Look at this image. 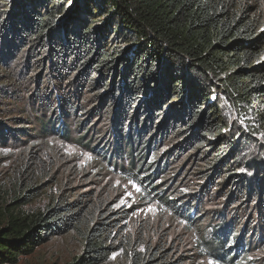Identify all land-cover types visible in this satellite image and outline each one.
<instances>
[{
  "label": "trees",
  "instance_id": "trees-1",
  "mask_svg": "<svg viewBox=\"0 0 264 264\" xmlns=\"http://www.w3.org/2000/svg\"><path fill=\"white\" fill-rule=\"evenodd\" d=\"M261 29L264 0H0V92L13 82L3 59L22 56V67L35 72V97L44 101V113L56 115H35L42 137L72 139L64 116L103 117L108 127L92 139L89 120L75 121L78 143L108 162L116 153L143 197L160 202L187 228L210 217L195 244L199 258L264 264L263 258H249L253 249L264 248ZM44 78L52 89L84 86L92 104L85 109L70 103L58 89L56 96L52 89L45 96ZM98 102L106 104L103 112ZM12 121L0 115V145L33 135L27 130L31 120ZM159 140L170 142L171 149L156 159ZM177 161L184 175L180 188L176 182L168 183L170 190L161 188L160 176ZM207 195L216 199L211 212L202 206ZM86 197L58 196L43 211L10 217L0 228V264L17 263L72 229L80 230L84 249L70 264H102L126 249L131 264H193L166 238L162 243L131 238L126 232L131 209L100 205L95 192Z\"/></svg>",
  "mask_w": 264,
  "mask_h": 264
},
{
  "label": "rangeland",
  "instance_id": "rangeland-1",
  "mask_svg": "<svg viewBox=\"0 0 264 264\" xmlns=\"http://www.w3.org/2000/svg\"><path fill=\"white\" fill-rule=\"evenodd\" d=\"M22 59L21 56L13 62L10 55L7 59H3L4 64L8 65L6 69L13 73V82L2 85L5 87L0 92V102H2L0 115L7 122H13L12 119L17 117L31 120L32 123H28L27 130L33 135L8 139L6 144L0 145V228L5 226L10 217L22 218L43 211L58 196L74 201L88 199L86 195L89 196L91 192H95L100 205H107L118 210L126 208L132 210L131 218L126 223V232L131 238L139 237L143 243L161 242L162 238H166L167 245H173L177 252L192 257L193 264H207L208 259L199 258L194 248L210 217H203L193 228H187L160 202L144 198L141 189L136 191L137 186L140 188L139 183L124 175L122 167L126 165H123V161L118 159L116 153L108 162L97 155L90 146L78 143L76 138L81 134L76 129V120H89L86 126L91 130H89L88 139L97 136V130L104 132L108 127L107 120L100 116L92 117L91 114L80 118L74 114L72 117L64 116V120L70 123L73 131L72 139H65L55 134L42 137L39 131V118L35 115L40 118L42 114H47V118L56 115L54 112V115L51 114V111L44 113L42 107L44 101L35 97L36 88L33 86L34 79L37 80L35 72L22 67L24 64ZM0 68L3 70V66ZM41 80L42 75L39 84ZM44 80L43 93L46 96L53 85L48 79L44 78ZM83 88L84 86L70 88L67 84L62 86V89L57 85L52 91L58 89L70 103L82 104L83 108L88 109L92 104L90 91ZM56 92L58 91L55 90V96L58 94ZM53 96L52 105L57 110L58 101ZM96 104L103 112L106 104L104 107L100 106V102ZM112 143L114 144V141L109 139V144ZM96 144L95 142L92 145ZM107 144L103 143L101 146L106 148ZM159 144L161 151L154 154L156 159H160L166 150L171 149L170 142L167 140L165 142L159 140ZM114 149L112 147V154ZM170 166L172 169L168 174H162L157 184H161V188H167L169 182L172 184L176 182L173 185L180 188L178 180L184 177L179 175L182 171V162L177 161ZM179 167L180 171H177ZM190 187L193 189L197 185L192 183ZM203 199V210L211 212L216 203L214 195H207ZM149 207H154L156 211H148ZM80 227L84 231L81 225ZM79 231L72 229L52 237L38 246L33 253L20 256L18 262L14 264H70L82 254L84 249V240ZM116 254L115 257L113 254L109 256L102 264H131L130 252L127 249ZM249 258L264 259V248L253 249Z\"/></svg>",
  "mask_w": 264,
  "mask_h": 264
},
{
  "label": "snow or ice",
  "instance_id": "snow-or-ice-1",
  "mask_svg": "<svg viewBox=\"0 0 264 264\" xmlns=\"http://www.w3.org/2000/svg\"><path fill=\"white\" fill-rule=\"evenodd\" d=\"M261 31H264V29H261ZM262 135H264V134H262ZM241 171H244V170L241 169ZM136 191H140V188H139L138 186L136 187ZM183 191L187 192L188 189H184ZM129 195H131V193H129ZM122 203H123V201H122ZM148 211H150V212H154V211H156V209H155L154 207H149V208H148ZM115 255H117V254L114 253L113 256L115 257ZM207 264H217V261H215L214 259H211V258H210V259L208 260Z\"/></svg>",
  "mask_w": 264,
  "mask_h": 264
}]
</instances>
